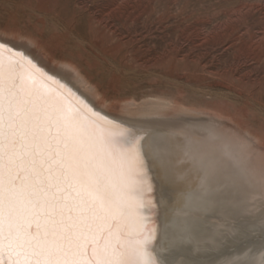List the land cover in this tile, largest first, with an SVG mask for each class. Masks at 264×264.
Segmentation results:
<instances>
[{
	"label": "snow or ice",
	"instance_id": "obj_1",
	"mask_svg": "<svg viewBox=\"0 0 264 264\" xmlns=\"http://www.w3.org/2000/svg\"><path fill=\"white\" fill-rule=\"evenodd\" d=\"M74 97L0 43V264H160L140 134Z\"/></svg>",
	"mask_w": 264,
	"mask_h": 264
},
{
	"label": "rangeland",
	"instance_id": "obj_2",
	"mask_svg": "<svg viewBox=\"0 0 264 264\" xmlns=\"http://www.w3.org/2000/svg\"><path fill=\"white\" fill-rule=\"evenodd\" d=\"M2 32L68 54L108 107L219 112L264 155V0H0Z\"/></svg>",
	"mask_w": 264,
	"mask_h": 264
},
{
	"label": "bare ground",
	"instance_id": "obj_3",
	"mask_svg": "<svg viewBox=\"0 0 264 264\" xmlns=\"http://www.w3.org/2000/svg\"><path fill=\"white\" fill-rule=\"evenodd\" d=\"M0 43L27 49L77 101L140 134L146 183L169 192L157 195L159 210L152 216L160 264H264V155L251 146L252 136L225 126L219 112L176 110L156 101L142 110L108 107L83 70L65 61L68 54L56 56L18 34L2 32ZM185 250L198 259L186 260Z\"/></svg>",
	"mask_w": 264,
	"mask_h": 264
}]
</instances>
